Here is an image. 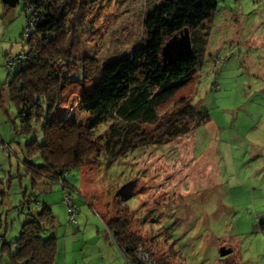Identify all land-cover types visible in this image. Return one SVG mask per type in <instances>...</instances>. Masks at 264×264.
<instances>
[{"label": "rangeland", "instance_id": "rangeland-1", "mask_svg": "<svg viewBox=\"0 0 264 264\" xmlns=\"http://www.w3.org/2000/svg\"><path fill=\"white\" fill-rule=\"evenodd\" d=\"M164 1L102 0L84 28L70 31L79 40L77 58L104 65L131 54L145 44L147 15ZM218 1L193 80L158 110L156 123L140 126L134 148L109 157L108 125L100 126L98 148L67 176L72 188H34L26 160H42L26 149L44 143L45 120L18 134L8 90L9 57L27 50V18L23 0L14 7L0 0V264L11 263L2 248L20 236L40 208L37 199L57 218V264H128L108 236L105 222L114 220L143 240L141 264H264V0ZM76 98L57 116L85 123ZM190 102L195 117L185 115ZM177 117L189 132L173 137ZM66 193L77 206L72 223ZM222 247L233 251L221 257Z\"/></svg>", "mask_w": 264, "mask_h": 264}, {"label": "trees", "instance_id": "trees-1", "mask_svg": "<svg viewBox=\"0 0 264 264\" xmlns=\"http://www.w3.org/2000/svg\"><path fill=\"white\" fill-rule=\"evenodd\" d=\"M101 1L23 0L27 50L10 66L8 90L22 123L18 134H30L33 121L45 120L44 143L33 140L26 149L30 156L39 155L42 160H26L34 188L44 182H61L64 188H72L67 176L98 148V138L103 135L95 134L100 126L108 125L110 134L103 142L107 145L104 153L109 157L117 159L122 149H133L130 142L142 135L140 126L156 123L158 110L193 80L205 54L209 36L206 24L219 4L218 0H165L145 19V44L102 65L93 59L79 60V40L70 37L71 30L75 34L84 28L91 8ZM186 28L191 32L192 55L176 65H166L162 58L164 45ZM72 96L77 97L79 111L87 116L85 123L75 115L57 116L63 115L61 109L67 108ZM185 109L186 116L195 117L198 113L192 111L191 102ZM179 120L177 117L171 123L173 137L189 132V128L177 123ZM27 204L33 208L30 201ZM35 204L40 208L22 225L20 236L2 248L10 253V264H57L56 215L50 204L39 199ZM67 210L68 222L72 223L77 215L71 219L68 204ZM105 224L108 236L127 263L141 264L138 249L143 240L128 232L129 223L114 220Z\"/></svg>", "mask_w": 264, "mask_h": 264}, {"label": "water", "instance_id": "water-1", "mask_svg": "<svg viewBox=\"0 0 264 264\" xmlns=\"http://www.w3.org/2000/svg\"><path fill=\"white\" fill-rule=\"evenodd\" d=\"M2 2L10 7L16 6L20 0H2ZM193 53V43L191 32L188 28L175 35L168 40L162 49V58L166 65H176ZM232 248L222 247L220 256L225 257L232 253Z\"/></svg>", "mask_w": 264, "mask_h": 264}, {"label": "built area", "instance_id": "built-area-1", "mask_svg": "<svg viewBox=\"0 0 264 264\" xmlns=\"http://www.w3.org/2000/svg\"><path fill=\"white\" fill-rule=\"evenodd\" d=\"M23 55L21 54V53H18L14 58H13V60H10L9 61V65L11 66V67H13V65H14V61L15 60H17L18 58H20V57H22ZM70 195V193H66V196H65V201H66V203L68 204V206H69V211H71V214H70V218L71 219H74L75 218V216H76V206L73 204V201H72V199H71V195Z\"/></svg>", "mask_w": 264, "mask_h": 264}, {"label": "crops", "instance_id": "crops-1", "mask_svg": "<svg viewBox=\"0 0 264 264\" xmlns=\"http://www.w3.org/2000/svg\"><path fill=\"white\" fill-rule=\"evenodd\" d=\"M74 203H75V201H74ZM59 261V260H58Z\"/></svg>", "mask_w": 264, "mask_h": 264}]
</instances>
